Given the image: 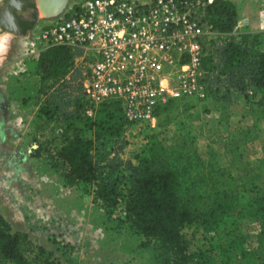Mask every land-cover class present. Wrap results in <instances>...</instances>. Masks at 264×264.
<instances>
[{
    "label": "trees",
    "instance_id": "obj_1",
    "mask_svg": "<svg viewBox=\"0 0 264 264\" xmlns=\"http://www.w3.org/2000/svg\"><path fill=\"white\" fill-rule=\"evenodd\" d=\"M205 19L221 33H231L239 21L230 0H213ZM264 32L231 34L212 55L203 58L210 100L225 99L234 90L258 95L261 111L254 123L237 131L227 144L228 168L216 166L192 147L189 132L178 136L171 149L157 133L151 134L134 161L122 160L128 122L117 100L100 103L94 116L85 113L87 100L74 78L66 79L72 53L66 46H50L36 59L38 114L43 125H53L61 144L53 151L65 167L70 186H94V195L107 213L121 205L129 227L153 240L160 264H229L236 253L250 259L246 227L252 225L259 245H264V188L258 172H243L241 186L251 195L241 200L231 175L239 148L259 138L264 129ZM181 99H168L155 108L158 124L170 121L169 113ZM185 110L188 106L185 105ZM157 124V125H158ZM264 161V144L261 147ZM238 176L240 174L237 173ZM249 184L247 188L246 185ZM241 205L237 210V206ZM201 229L209 248L190 249L183 230ZM70 247V246H69ZM264 264V253L257 258ZM0 264H65L42 246H33L26 232L13 230L0 210Z\"/></svg>",
    "mask_w": 264,
    "mask_h": 264
},
{
    "label": "rangeland",
    "instance_id": "obj_2",
    "mask_svg": "<svg viewBox=\"0 0 264 264\" xmlns=\"http://www.w3.org/2000/svg\"><path fill=\"white\" fill-rule=\"evenodd\" d=\"M80 0H53L57 8H48L37 0L38 24ZM238 10L237 33L264 32V0H230ZM55 7V6H54ZM44 17V18H43ZM44 19V20H43ZM37 28L34 30L36 33ZM264 38V35H263ZM0 210L13 230L28 234L33 246H42L65 264H160L153 240L130 228L121 213V205L107 213L95 195L94 186H70L64 179L65 167L53 151L61 144L53 125H43L38 107V76L34 66L39 48L33 35L0 36ZM248 92V91H247ZM252 93V92H251ZM234 90L225 99L199 102L181 99L155 128L134 127L124 133L126 144L119 152L122 160L134 161L151 134L157 133L171 149H176L178 136L189 132L192 147L206 160L222 168L231 167L227 144L237 131L251 126L261 111L257 96ZM188 106L185 110L184 107ZM264 129L259 138L239 148L231 175L241 200L251 195L240 184L242 173L258 172L257 184L264 188V161L261 147ZM240 174V176L237 175ZM249 184L246 185L247 188ZM241 205L237 206V210ZM256 229V227H254ZM252 225L244 228L250 259L236 253L229 264H259L264 253ZM190 249L209 248L201 229L183 230ZM70 246V247H69ZM216 264H220L219 261Z\"/></svg>",
    "mask_w": 264,
    "mask_h": 264
},
{
    "label": "built area",
    "instance_id": "obj_3",
    "mask_svg": "<svg viewBox=\"0 0 264 264\" xmlns=\"http://www.w3.org/2000/svg\"><path fill=\"white\" fill-rule=\"evenodd\" d=\"M212 1L80 0L55 19L47 17L29 35L38 41L37 55L50 46L70 49L65 78L75 77L87 100L86 115L94 116L102 102L117 100L126 132L153 129L159 103L210 100L203 58L217 60V48L237 33V26L221 33L205 19Z\"/></svg>",
    "mask_w": 264,
    "mask_h": 264
},
{
    "label": "flooded vegetation",
    "instance_id": "obj_4",
    "mask_svg": "<svg viewBox=\"0 0 264 264\" xmlns=\"http://www.w3.org/2000/svg\"><path fill=\"white\" fill-rule=\"evenodd\" d=\"M38 18L37 0H0V36L29 34L37 26Z\"/></svg>",
    "mask_w": 264,
    "mask_h": 264
},
{
    "label": "water",
    "instance_id": "obj_5",
    "mask_svg": "<svg viewBox=\"0 0 264 264\" xmlns=\"http://www.w3.org/2000/svg\"><path fill=\"white\" fill-rule=\"evenodd\" d=\"M66 2H67V0H66ZM66 2L64 3V5H63L59 10H57L56 12H54V13H52V14H50V15H46V16L50 17V16H54V15L59 14V13L62 11V9L64 8ZM37 4H38V3H37Z\"/></svg>",
    "mask_w": 264,
    "mask_h": 264
},
{
    "label": "crops",
    "instance_id": "obj_6",
    "mask_svg": "<svg viewBox=\"0 0 264 264\" xmlns=\"http://www.w3.org/2000/svg\"><path fill=\"white\" fill-rule=\"evenodd\" d=\"M44 1H46V0H44ZM46 3H47V1H46ZM50 3V4H49ZM52 3V4H51ZM55 5H57V4H55ZM54 5V2H53V0L52 1H48V3H47V6H48V8H57L56 6ZM52 6V7H51ZM55 6V7H54Z\"/></svg>",
    "mask_w": 264,
    "mask_h": 264
},
{
    "label": "bare ground",
    "instance_id": "obj_7",
    "mask_svg": "<svg viewBox=\"0 0 264 264\" xmlns=\"http://www.w3.org/2000/svg\"><path fill=\"white\" fill-rule=\"evenodd\" d=\"M47 1V3H48V1H52V0H46ZM50 4V3H49ZM52 4V3H51ZM55 5V4H54ZM56 6V5H55ZM48 7V6H47ZM52 7V6H51ZM54 9V8H53ZM4 47V45L3 46H1L0 48L2 49ZM0 49V50H1Z\"/></svg>",
    "mask_w": 264,
    "mask_h": 264
}]
</instances>
